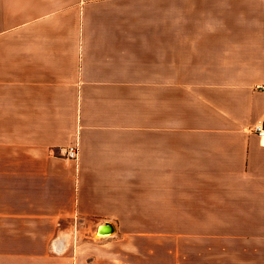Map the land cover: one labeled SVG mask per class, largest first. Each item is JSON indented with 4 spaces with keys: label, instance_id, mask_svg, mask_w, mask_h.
Instances as JSON below:
<instances>
[{
    "label": "crops",
    "instance_id": "obj_1",
    "mask_svg": "<svg viewBox=\"0 0 264 264\" xmlns=\"http://www.w3.org/2000/svg\"><path fill=\"white\" fill-rule=\"evenodd\" d=\"M263 121L264 0H0V226L64 264H264Z\"/></svg>",
    "mask_w": 264,
    "mask_h": 264
},
{
    "label": "rangeland",
    "instance_id": "obj_2",
    "mask_svg": "<svg viewBox=\"0 0 264 264\" xmlns=\"http://www.w3.org/2000/svg\"><path fill=\"white\" fill-rule=\"evenodd\" d=\"M42 231L44 230V227H41ZM59 228H64L63 234H66L68 237V246L67 250L63 251L61 255H65L66 252L69 254L71 250L74 248L75 245L80 246V241H94L97 238L93 236L95 232V225H90V224H79L78 221L74 225L73 224H68L65 223L62 225V227H58V232ZM31 229L29 226H10V225H5V226H0V248H4L7 252L11 250L12 252H21L24 253L25 255H35L38 253L40 250L43 252L44 250V245L46 244V249H48V253L52 254L53 256H56L58 254H55L51 247H48L50 245V241L48 242H38L37 240L35 241H27L26 238H28V234L26 232ZM31 237V236H30ZM16 239V240H13ZM48 255V254H47ZM58 255V263L55 264H64L61 261H64V259H60ZM33 259L30 258V261L27 258H5L0 256V264H32ZM47 262V260H46Z\"/></svg>",
    "mask_w": 264,
    "mask_h": 264
},
{
    "label": "built area",
    "instance_id": "obj_3",
    "mask_svg": "<svg viewBox=\"0 0 264 264\" xmlns=\"http://www.w3.org/2000/svg\"><path fill=\"white\" fill-rule=\"evenodd\" d=\"M250 131L255 134L261 141L264 147V121L255 124ZM61 153L63 157L70 161H76L78 157V148L77 145H68L66 147H62Z\"/></svg>",
    "mask_w": 264,
    "mask_h": 264
},
{
    "label": "water",
    "instance_id": "obj_4",
    "mask_svg": "<svg viewBox=\"0 0 264 264\" xmlns=\"http://www.w3.org/2000/svg\"><path fill=\"white\" fill-rule=\"evenodd\" d=\"M96 234L101 236H111L115 232L114 225L110 221H104L96 227Z\"/></svg>",
    "mask_w": 264,
    "mask_h": 264
},
{
    "label": "bare ground",
    "instance_id": "obj_5",
    "mask_svg": "<svg viewBox=\"0 0 264 264\" xmlns=\"http://www.w3.org/2000/svg\"><path fill=\"white\" fill-rule=\"evenodd\" d=\"M93 236H94L95 238H97V239H100L101 237H107V236H101V235H98V234H96V232H95V234H93Z\"/></svg>",
    "mask_w": 264,
    "mask_h": 264
}]
</instances>
